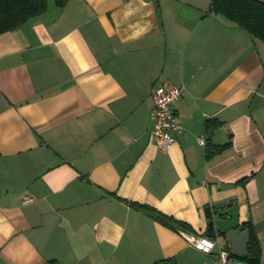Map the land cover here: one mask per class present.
I'll return each instance as SVG.
<instances>
[{
  "label": "crops",
  "instance_id": "1",
  "mask_svg": "<svg viewBox=\"0 0 264 264\" xmlns=\"http://www.w3.org/2000/svg\"><path fill=\"white\" fill-rule=\"evenodd\" d=\"M211 3L49 0L0 35V264H222L230 241L206 254L185 233L206 236L207 210L229 203L264 264V43ZM165 84L186 88L167 153L150 132Z\"/></svg>",
  "mask_w": 264,
  "mask_h": 264
},
{
  "label": "trees",
  "instance_id": "2",
  "mask_svg": "<svg viewBox=\"0 0 264 264\" xmlns=\"http://www.w3.org/2000/svg\"><path fill=\"white\" fill-rule=\"evenodd\" d=\"M70 0H55L58 8H64ZM49 10V0H0V35L17 31L43 16ZM210 13L227 18L264 43V2L260 0H212ZM223 124L217 120L207 122V134L212 136ZM229 145L221 147L224 149ZM246 181V180H245ZM130 206L145 213L163 226L174 230L193 231L190 224L163 213L155 207L130 202ZM251 231L249 257L241 259L247 264H261L262 247L251 223L245 224Z\"/></svg>",
  "mask_w": 264,
  "mask_h": 264
},
{
  "label": "built area",
  "instance_id": "3",
  "mask_svg": "<svg viewBox=\"0 0 264 264\" xmlns=\"http://www.w3.org/2000/svg\"><path fill=\"white\" fill-rule=\"evenodd\" d=\"M185 86L176 87L172 84H165L159 87L151 88L153 100V109L151 111V135L155 140L157 147L162 152H169L175 144L174 135L184 132L182 125L179 123L175 103L184 95ZM203 145L206 144V138L199 140ZM33 201L31 196H26L24 203L29 204ZM185 237L188 242L206 254H212L213 251L221 246L222 238L212 239L203 235L187 234ZM231 251L221 249L219 259L222 264H229Z\"/></svg>",
  "mask_w": 264,
  "mask_h": 264
},
{
  "label": "water",
  "instance_id": "4",
  "mask_svg": "<svg viewBox=\"0 0 264 264\" xmlns=\"http://www.w3.org/2000/svg\"><path fill=\"white\" fill-rule=\"evenodd\" d=\"M209 225L207 237L212 239L222 238L232 243V251L229 262L231 264H247L241 259L249 257L251 243V231L245 229L240 223L239 205L235 203L225 204L207 210Z\"/></svg>",
  "mask_w": 264,
  "mask_h": 264
}]
</instances>
